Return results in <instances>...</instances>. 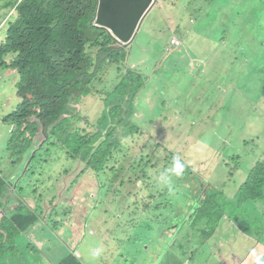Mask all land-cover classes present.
<instances>
[{
  "label": "rangeland",
  "instance_id": "obj_1",
  "mask_svg": "<svg viewBox=\"0 0 264 264\" xmlns=\"http://www.w3.org/2000/svg\"><path fill=\"white\" fill-rule=\"evenodd\" d=\"M202 3L198 2L197 7ZM193 5L196 4H192V0H162L138 35L137 42L142 47L128 49L126 63L131 70L137 71L135 73L142 74L147 82L146 88L137 96L139 111L130 120L133 125L134 122L139 124L143 136L121 138L127 143L113 153L104 172L97 176L90 171L79 182L73 181L83 167H77L78 164L70 158L67 160L63 152L59 154L58 151L57 154L53 150L48 153L46 161L34 166L31 180L24 176L22 169L29 168L30 162L23 160L13 164L11 153L6 152L12 128L4 124V118L21 103L17 95L18 77L10 70L0 74V170L11 176L10 181L19 183L18 193H23L32 205H35L37 197L33 192L35 186L31 185L32 179L35 180L42 194L40 207L44 216L55 213L52 222H40L32 233L34 247L35 244L40 245L41 253L51 262L63 255L67 248H73L85 264H126L123 260L121 263L117 261L121 252L120 242L126 238L133 240L129 259H134L128 264H139L152 246L149 240L155 243L157 250L162 244L160 237L156 242L153 240L160 232L163 235V229H156L153 222L159 227L179 221L186 229L170 242V252L162 264H190L191 256L197 251L204 253L201 264L211 252L213 254L209 257L223 255L217 260L210 258L211 264H233L236 261L237 264H250L254 259L253 255H248L255 246L250 234L239 231L238 226L226 217L214 219L208 213L206 219L193 220L191 207L177 198V190L168 188L169 184H157L160 174L171 168L173 157L178 156L182 163L192 168V172L175 177L174 185L183 178L189 187L201 188L202 182L198 177L201 175L218 185L226 181L224 190L229 187L226 194L232 195V179L235 181L238 175L235 173L234 178L233 175L228 177L220 166L215 169L214 166L222 162L218 152L226 147L231 154L240 157V163L249 166L264 159L255 156V144L249 143L264 144V0H210L208 14L203 19L189 17ZM205 13L206 8L201 14ZM179 26H189V31L196 37L193 45L197 49L191 48L189 54L182 53L177 60L166 55L164 47L168 45L173 50L171 32ZM6 28L3 22L0 40L5 39ZM225 32L227 35L233 32L242 49L232 43H224L221 39ZM205 36H210L211 44L208 46L201 43ZM186 44L192 46L188 39ZM195 55L199 59L207 57L208 62L200 64L194 60ZM13 60L14 55L6 58L8 64ZM126 63L121 67L123 73L129 69ZM107 66L110 68L95 77L89 90L70 104L72 110H79L80 122L75 124V128L79 127L81 132L96 131L91 127L97 126L101 120L106 101L122 74L117 71V66ZM231 79L230 86L225 80L230 83ZM216 80L221 85H217ZM118 133L119 129L112 131V140ZM156 142L162 145L157 146ZM148 154L152 155V163ZM219 156L222 157V153ZM229 162L233 165L232 161ZM122 166L124 170H121ZM27 182H31L30 185ZM210 186L204 183L205 188ZM152 187L156 188L151 190ZM237 188L238 185L235 191ZM14 192H10L13 202L0 207V222L16 204ZM196 192L200 191L191 194V203ZM258 208L259 213L256 211ZM172 209L175 219L165 222ZM246 209L252 219L264 215L262 203L253 207L247 205ZM66 210L70 216L63 217ZM245 213L242 211V215ZM149 226L153 229L148 230ZM255 226L263 227L259 222ZM204 231L207 233L203 234ZM95 247L103 249L100 258H87L90 262L85 261L84 255ZM52 248L55 251H47ZM184 251H187V258L181 259Z\"/></svg>",
  "mask_w": 264,
  "mask_h": 264
},
{
  "label": "trees",
  "instance_id": "obj_2",
  "mask_svg": "<svg viewBox=\"0 0 264 264\" xmlns=\"http://www.w3.org/2000/svg\"><path fill=\"white\" fill-rule=\"evenodd\" d=\"M97 6L98 0H0V10L13 13L8 19L5 41L0 43V74L7 69L18 71L20 82L17 84V95L21 100L16 110L4 118V124L12 128L6 152L11 153L14 165L23 160L30 162L29 168L22 169L24 176L30 180L34 174V166L40 161H46L51 150L55 153L59 151V154L63 152L67 160L70 158L78 164L77 167L80 165L83 167L73 181L79 182L81 177L90 171L97 176L104 172V167L113 153L120 151L127 143L123 142V139L134 135L143 136L139 124L136 125L134 122L133 125L130 120L139 111L136 107L137 96L147 82L142 74L135 73L137 72L135 70L127 69L124 73L121 71V67L127 61V53L123 48L114 47L117 46V42L108 34L106 28L91 23L96 15ZM3 10L1 12L6 14ZM180 30L179 57L182 53L189 54L192 49H197V46L193 45L196 37L183 36L184 28L180 27ZM234 37L233 32L230 35L225 32L221 40L242 49L240 42L239 46L236 43L238 39L235 40ZM187 39L192 46H187ZM217 41L218 39L215 41L216 47ZM201 43L203 46L210 45V36H205ZM9 55H14L11 64L6 62ZM93 55L96 56L95 59ZM194 60L200 64L208 62L207 57L199 59L197 55ZM107 65L117 66V71L122 74L117 78V86L106 101L101 120L97 126L91 127L96 131L81 132L79 127L75 128V124L80 122L77 116L79 110H72L70 104L89 90L92 81L100 72L110 68ZM216 82L217 85H221L218 80ZM225 82L232 85V79L230 83L227 80ZM218 90L221 91V88ZM116 129H119L120 133L112 140L111 133ZM156 143L157 146L162 145ZM249 143L255 144L253 146L255 156L264 158V144L254 141ZM32 149L35 151L31 152ZM219 152L222 153V157L219 156ZM219 152L216 155L220 161L222 159V162L214 166L215 169L220 166L228 177L233 175L234 178L235 173L238 175L235 181L232 179V195L229 192L226 194L230 190L229 187L224 190L226 181L219 182L218 185L211 180L208 182L207 178L201 175H198L202 182L201 188L189 187L183 178L174 185L175 176H172L168 188L177 190L175 194L177 198L191 207L190 215L193 220L196 218L200 220L203 217L206 219L208 213L214 219L226 217L228 221L238 226L239 231L250 234L253 239L255 246L248 252L249 257L252 256L253 251L264 256V247H261L264 244V215L252 219L246 209L247 205L253 207L259 203H262L264 208V159L249 166L240 163V157L231 154L226 147ZM42 157L45 158L42 160ZM147 157L152 163V155L148 154ZM229 161H232L233 165H230ZM184 165L182 176L192 172L191 167L186 163ZM121 170H124V166ZM143 171H146L145 168ZM147 174L148 171L145 176ZM10 177L0 170V207L14 199L10 196L11 190L18 195L14 200L16 204L5 213L0 222V264H85L73 255V248H67L63 255L51 262L41 253L40 245L35 244L34 247L33 230L40 222L43 224L52 222L55 213L50 212L47 217L44 216L40 207L43 201L42 194L38 191L35 180L32 179V183L27 182V185L31 183L35 186L33 192L37 194L35 205H32L31 202L26 201L28 198L24 197L23 193L18 194L19 183H13ZM240 180L242 182L238 184ZM204 183L211 185L210 188H205ZM154 188L156 187H152L151 190ZM195 191L200 192L194 193V202L191 203L189 199ZM153 196L152 194L151 198ZM242 211L246 212L245 215H242ZM256 211L259 213V208ZM68 216H70L69 210L63 212V217ZM173 219H175L174 209L165 222H171ZM256 222L261 223L263 227L256 228ZM153 224L156 229H163V235L160 232L159 236L153 238L156 242L160 237L162 244L158 251L154 247L155 243L149 240L152 246L146 252L147 255L140 259L139 264H162L165 256L170 252V242L175 241L186 229L180 221L161 224L162 226L159 227L154 222ZM151 229L153 227L149 226L148 230ZM205 233L207 232L204 231L203 234ZM132 243L133 240L126 238L120 242L121 252L117 259L119 263L123 260L128 264L134 259V257L129 259ZM47 251L55 250L52 248ZM123 252L125 254L121 256ZM203 255V252L197 251L191 256L190 264H201ZM217 257L223 258V255L207 257L204 264H211L209 259L217 260ZM183 258H187V251L181 253V259ZM250 264H254V259Z\"/></svg>",
  "mask_w": 264,
  "mask_h": 264
},
{
  "label": "clouds",
  "instance_id": "obj_3",
  "mask_svg": "<svg viewBox=\"0 0 264 264\" xmlns=\"http://www.w3.org/2000/svg\"><path fill=\"white\" fill-rule=\"evenodd\" d=\"M159 1L160 0L157 1V3L154 5L153 8H151L146 14L143 15L144 17H143V20H142L141 24H139L138 26L135 27L134 34L129 39V41L121 42L117 37H115L112 34V31H110V30H108L106 28L107 31H108V34L117 42V46L116 45L114 46L115 48H123L124 51L127 53L128 49L131 50L132 47H135V48H141L142 47L139 44V42H137V39H139L138 35H140L142 26L145 23V21L147 20V18L149 17V15L151 14V12L155 10L157 5H158V8L160 7L159 5L162 3V0H161L160 4H158ZM200 1H202L203 3L201 4L200 7H197L198 2H200ZM209 1L208 0H192V4L194 3L196 5H193L192 13H191V15L189 17H191L193 19H195V18L203 19L204 17H206L207 14H208V10H209ZM204 8H206V13L204 15H202L201 12H202V10ZM4 18H1L0 23L2 22V20ZM8 19H9V17H8ZM4 25L6 27L8 26V20L6 21V23H4ZM93 25H95V24H93ZM100 27H102V26H100ZM180 27L181 26H179V28H177V29H175V30H173L171 32L170 44L173 47V50L171 48H169L168 45H165V47H164L165 51H166V55H168L169 57H174V59H177V60L180 58L179 57V52H178V47L181 45L180 39L178 37V35H179L178 32L181 31ZM188 27L189 26H185L184 27L186 32H183V34H184L183 36H193V37H195L193 32L189 31ZM162 29H164V28L162 27ZM178 39H179V41H178ZM170 49H171V51H170ZM173 53L175 55H173ZM95 58H96V56L93 59H95ZM126 67L129 68L127 63H126ZM131 68H133V66H131ZM184 170H185V165H184V163L181 162V159L178 156L173 157L172 167L169 168V169H166L164 173L160 174V176L158 177V180H157V184L158 185H160V184H170L172 176H175V177L179 178L184 173ZM89 253H90V256L92 257L93 260H97L102 255L103 249L100 248V247L90 248L89 249ZM252 255L254 257V264H264V256L257 255L254 251H253Z\"/></svg>",
  "mask_w": 264,
  "mask_h": 264
},
{
  "label": "water",
  "instance_id": "obj_4",
  "mask_svg": "<svg viewBox=\"0 0 264 264\" xmlns=\"http://www.w3.org/2000/svg\"><path fill=\"white\" fill-rule=\"evenodd\" d=\"M158 0H98L91 23L107 28L121 42H127Z\"/></svg>",
  "mask_w": 264,
  "mask_h": 264
},
{
  "label": "crops",
  "instance_id": "obj_5",
  "mask_svg": "<svg viewBox=\"0 0 264 264\" xmlns=\"http://www.w3.org/2000/svg\"><path fill=\"white\" fill-rule=\"evenodd\" d=\"M160 2H161V0L159 1V3L158 4H160ZM1 10H3V9H1ZM1 10H0V17L1 18H4L3 20H2V22L0 23V27L3 25V22L4 23H6V21L8 20V16L9 15H13V13H12V11H7V10H3V11H5V13L6 14H4L3 12H1ZM16 17H17V14H16V16L14 17V20L16 19ZM6 32H7V28H6ZM6 38V37H5ZM1 42H3V41H5V39L4 40H0ZM10 56V55H9ZM7 70H10V71H12V73L14 74V76H17L18 77V81H17V84L20 82V76H19V73H18V71H16V70H11V69H7ZM6 70V71H7ZM15 193V192H14ZM19 194V193H18ZM19 195H21V194H19ZM16 196V199L18 198V195H15ZM89 254V252H87L85 255H88ZM85 255H84V259H85V261H87V262H90V261H88L87 260V258H90V259H92V257L90 256V254L88 255V256H86L85 257ZM237 262V261H236ZM89 264H94V263H89Z\"/></svg>",
  "mask_w": 264,
  "mask_h": 264
},
{
  "label": "bare ground",
  "instance_id": "obj_6",
  "mask_svg": "<svg viewBox=\"0 0 264 264\" xmlns=\"http://www.w3.org/2000/svg\"><path fill=\"white\" fill-rule=\"evenodd\" d=\"M146 86H147V83H146ZM146 86L144 87V88H146ZM73 255L75 256V257H77L78 259H82V257H81V255L79 254V252H75V251H73ZM209 255H211V253H209ZM209 255H208V257H209Z\"/></svg>",
  "mask_w": 264,
  "mask_h": 264
}]
</instances>
